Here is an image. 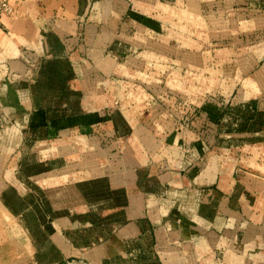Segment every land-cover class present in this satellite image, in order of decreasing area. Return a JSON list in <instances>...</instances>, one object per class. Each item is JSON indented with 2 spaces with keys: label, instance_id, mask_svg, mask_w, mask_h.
<instances>
[{
  "label": "crops",
  "instance_id": "0c3cea01",
  "mask_svg": "<svg viewBox=\"0 0 264 264\" xmlns=\"http://www.w3.org/2000/svg\"><path fill=\"white\" fill-rule=\"evenodd\" d=\"M171 1L10 0L13 12L2 17L0 26V72L10 79L4 83L0 111L3 114L14 110L29 113L31 107L26 97L30 89L24 91L21 84L12 83L17 81L14 77L23 78L28 72L51 77L48 79L51 86L37 83L43 90L50 87L62 97L66 93L67 99L61 100L58 107L68 110L77 107L76 93L92 92L93 85L85 84V88V81L78 84L76 77L83 78L84 72L92 76V72H99L100 68L102 72L113 71L115 66L110 55L116 58V64L117 57L123 54L140 53L138 57L129 58L130 63L142 59L146 53L140 50L147 44L145 38L150 31L155 37L161 32L167 37L170 18L166 14L173 11ZM180 1L175 0V3ZM86 63L95 64L97 68H90ZM117 66L126 72L123 65ZM39 100L42 103L32 108L39 117L24 115L23 123L29 125L36 118L37 127L31 128L38 135L43 133L45 139L50 127L59 137L61 131L78 124L89 127L109 122V117H102V113L87 112L48 119L46 109L52 110L51 105L44 96ZM54 103L55 108L56 100ZM83 103L87 105L88 101L81 96L78 106L82 107ZM119 114L120 125L126 126L127 131L122 132V136L118 128L117 133L113 129L123 140L116 165L108 166L113 173L89 175L84 179L75 173L73 177L77 179L61 187V180L71 176L56 177L50 172L62 167L60 158L54 160L56 167L48 165L39 171L50 172L40 177L45 206L42 220L51 222L46 236L56 254L50 264H69L66 247L53 237L68 239L72 237L70 230L75 222L86 226L100 220L131 223L139 236L146 232L141 233L143 222L149 225L154 221V231L157 229L163 236L157 250L154 248L157 253L154 257L158 256L156 264H264V143L259 153L257 148L251 147L255 143L246 142L256 134L245 132L240 133L239 138L236 136L248 143L252 155L239 154L240 144L221 148L224 145L214 138L210 148L196 142L195 151L190 150L188 156L180 150V133L171 130L164 135V147L156 150L153 146L163 137L157 140V135L142 133L146 122L141 116ZM77 150L73 145H52L43 148L42 154L63 157L66 152L72 154ZM88 155L85 151L84 157ZM87 167L81 172L88 173ZM6 170L11 177L12 170ZM7 187L17 192L12 184ZM141 204L148 205L149 216L135 211ZM163 225L165 228L161 229Z\"/></svg>",
  "mask_w": 264,
  "mask_h": 264
},
{
  "label": "rangeland",
  "instance_id": "374dc122",
  "mask_svg": "<svg viewBox=\"0 0 264 264\" xmlns=\"http://www.w3.org/2000/svg\"><path fill=\"white\" fill-rule=\"evenodd\" d=\"M170 5L173 11L166 14L170 18L166 41L164 32L155 37L150 31L145 38L147 44L140 50L146 53L142 59L130 63L127 60L140 53L123 54L117 57L116 64V58L110 55L113 71L102 72L100 68L92 76L84 72L83 78L76 77L78 84L85 81V88L92 84L93 91L76 93L77 107L73 109L58 107L61 100L67 99L66 93L62 97L50 87L43 90L37 85L42 82L51 86L48 75L28 72L23 78L14 77L15 86L21 84L24 91L30 89L26 98L31 108L26 110L27 115L15 110L9 114L0 111V264H50L56 257L46 236L51 222L42 220L45 206L40 177L50 172L60 177L70 175L71 178L61 180L62 187L77 179L73 177L75 173L82 179L113 173L108 166L116 165L123 146L121 136L113 132L117 133L116 128L120 134L127 131L126 126L120 125L119 112L141 116L146 122L142 133L157 135V140L163 137L153 146L156 150L164 147V135L172 130L180 133V150L188 156L190 150L195 151L196 142L210 148L214 138L224 145L221 148L240 144L239 154L246 155L253 154L246 142L255 143L251 147L260 153L264 143V0H182L178 4L172 0ZM86 64L97 68L95 64ZM117 65H123L126 72ZM0 74L3 98L4 83L10 79ZM42 96L52 108L46 109L48 119L74 112L102 113V117H109V122L89 127L78 124L61 131L59 137L50 127L45 139L43 133L38 135L31 128L37 127L36 118L29 125L23 123L24 115L27 118L37 115L32 108L42 103L39 100ZM81 96L88 101L82 107L78 106ZM245 132L256 135L246 142L236 139ZM67 144L78 150L66 152L63 157L42 154L47 146ZM85 151L90 154L87 158ZM58 158L61 168L39 173L48 165H58L54 164ZM86 165L88 173L81 172ZM6 169L12 170L11 177ZM8 184L15 186L18 193L8 188ZM135 211L149 216L146 204L136 206ZM82 223L75 222L70 230L72 237L52 238L66 247L69 264H148V261L152 264L158 259L154 257L155 249L163 236L157 229L154 231V221L152 225L143 222L141 233L146 232L140 236L131 223L118 224L116 220L106 223L100 220L86 226Z\"/></svg>",
  "mask_w": 264,
  "mask_h": 264
},
{
  "label": "built area",
  "instance_id": "2783aa9c",
  "mask_svg": "<svg viewBox=\"0 0 264 264\" xmlns=\"http://www.w3.org/2000/svg\"><path fill=\"white\" fill-rule=\"evenodd\" d=\"M13 8L10 4V0H0V26L2 17L5 15L12 14Z\"/></svg>",
  "mask_w": 264,
  "mask_h": 264
},
{
  "label": "trees",
  "instance_id": "16d2710c",
  "mask_svg": "<svg viewBox=\"0 0 264 264\" xmlns=\"http://www.w3.org/2000/svg\"><path fill=\"white\" fill-rule=\"evenodd\" d=\"M252 105V104H251ZM60 264H65L64 262H60Z\"/></svg>",
  "mask_w": 264,
  "mask_h": 264
}]
</instances>
